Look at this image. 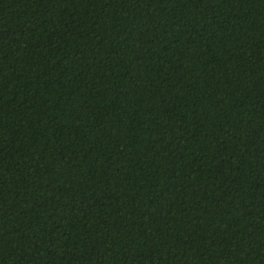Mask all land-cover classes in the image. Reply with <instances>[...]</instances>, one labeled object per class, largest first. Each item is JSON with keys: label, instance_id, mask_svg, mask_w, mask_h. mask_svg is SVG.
I'll return each instance as SVG.
<instances>
[{"label": "trees", "instance_id": "16d2710c", "mask_svg": "<svg viewBox=\"0 0 264 264\" xmlns=\"http://www.w3.org/2000/svg\"><path fill=\"white\" fill-rule=\"evenodd\" d=\"M0 264H264V0H0Z\"/></svg>", "mask_w": 264, "mask_h": 264}]
</instances>
